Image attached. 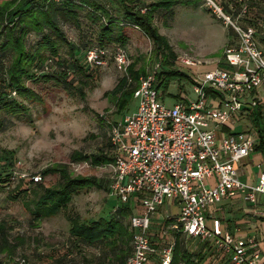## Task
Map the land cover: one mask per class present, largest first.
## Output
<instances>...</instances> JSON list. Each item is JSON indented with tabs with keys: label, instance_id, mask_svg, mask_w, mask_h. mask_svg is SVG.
<instances>
[{
	"label": "trees",
	"instance_id": "1",
	"mask_svg": "<svg viewBox=\"0 0 264 264\" xmlns=\"http://www.w3.org/2000/svg\"><path fill=\"white\" fill-rule=\"evenodd\" d=\"M195 1L0 0V129H5L12 118L32 125L30 106L26 102L33 105L42 103L47 88H58L67 95L77 94L83 98L82 90L91 79L97 78L98 71L107 67L109 62L122 77L105 95L113 100L116 115L129 111L139 78L147 74L145 67H137V60L130 62L125 50L131 30L142 34L153 47L152 56L161 67L154 75L157 92L160 88H168L170 77H185L193 81L188 73L165 69V65L175 64V55L166 37L160 34L155 20L161 17L166 21L172 18L173 7L178 4L187 6ZM248 1L223 0L221 5L241 26L255 28L257 41L264 51V4L257 3V12H252L254 3ZM227 30L234 34L231 28ZM94 47L107 51L104 66L94 67L85 62L87 51ZM116 48L123 49L128 57L129 66L125 72L119 71L112 59ZM219 67L226 69L222 61ZM32 85L40 86L39 91ZM254 108L256 111L252 112ZM254 108L244 112L250 111L247 117L251 119L258 136L254 151L264 153V127L261 125L264 104ZM126 114L128 112L122 117ZM114 124L116 122L108 124L110 129ZM224 130L229 131L228 127ZM106 147L105 151L97 154L73 151L68 157L69 162L85 163L94 168L110 165L113 158L109 136ZM15 155L12 150L0 148V190L11 183ZM40 176L42 179L55 177L56 182L45 186L30 180L24 188L19 182L7 195L10 202H21L30 216L28 226L32 229H38L44 218L67 209L73 196L80 191L104 187L93 176L72 175L66 164L47 167L40 171ZM27 195L33 197L28 203L33 210L25 207ZM132 214L129 206L114 208L108 219L95 216L82 219L78 214H67V232L56 244L34 234L30 238V253L14 260L9 257L14 255L23 240L17 236L11 244L7 238V226L0 224V254L8 257V264H125L131 253L132 230L128 231L124 222ZM173 233L175 246L170 264H200L201 253H190L184 246L181 233Z\"/></svg>",
	"mask_w": 264,
	"mask_h": 264
},
{
	"label": "built area",
	"instance_id": "2",
	"mask_svg": "<svg viewBox=\"0 0 264 264\" xmlns=\"http://www.w3.org/2000/svg\"><path fill=\"white\" fill-rule=\"evenodd\" d=\"M197 1L234 32L236 44L226 46L220 58L226 69L217 67L198 74L194 69L199 61L186 56L177 59L179 65L192 70L193 97L182 96L167 106L158 99L154 86L158 63L151 73L139 78L133 93L138 101L136 110L110 129L113 162L109 196L122 206L137 205L130 217L131 253L125 264H149L152 256L156 257L155 264H170L173 232L210 239L215 255L231 264H264L258 242L222 234L217 220L212 230L204 223L209 206L236 194L253 207L259 196L264 198V170L253 185L243 183L237 172V164L255 152L256 130L231 132L239 112L264 104V51L255 28L243 27L232 19L221 5L223 0ZM106 54L105 48H91L85 62L104 66ZM112 59L119 71H126L129 60L123 49L116 48ZM225 127L229 131L222 134ZM212 177L216 182L210 187L207 181ZM31 180L38 183L41 176ZM167 200L174 201L179 212L170 223L172 234L162 230L159 244H153L149 238L151 218Z\"/></svg>",
	"mask_w": 264,
	"mask_h": 264
},
{
	"label": "rangeland",
	"instance_id": "3",
	"mask_svg": "<svg viewBox=\"0 0 264 264\" xmlns=\"http://www.w3.org/2000/svg\"><path fill=\"white\" fill-rule=\"evenodd\" d=\"M248 2L254 3L252 12H257L255 7L257 3L264 4V0H249ZM155 24L160 34L166 37L175 55V64L165 65L166 70L189 74L188 68L177 63V59L181 56L188 55L203 63L214 62L212 57L218 55L214 56L215 52L219 51L220 57L226 46L236 44L234 34L232 41L230 39L229 42L226 41L227 27L199 1L187 6L176 5L173 7L172 18L164 21L161 17H156ZM259 30L261 31L260 28ZM233 35L230 34V37L233 38ZM128 39L125 50L130 62L137 60V67H145L147 74L151 73L158 61L152 56L153 47L149 40L135 30L128 32ZM97 75V78L91 79L89 85L82 90L83 98L77 94L67 95L58 88L54 90L47 88L42 103L33 105L26 102L30 106L32 125L24 120L12 118L5 129H0V148L12 150L16 154L11 183L6 189L0 190V224L7 226V238L11 244L15 242L17 236L23 240L14 255L9 257L13 260L20 255L25 256L30 253V238L34 234L43 237L44 241L48 239L50 243L56 244L67 232L69 226L66 220L67 214H78L82 219L93 216L108 219L115 207H122L118 199L109 196L108 185L112 174L110 165L94 168L85 163L70 164L68 159L73 151L85 154L105 151L110 133L108 124L119 122L123 114L136 110L138 101L132 99L128 106L129 111L116 115L113 100L105 95L122 77V74L114 69L112 62L98 71ZM190 75L193 77L192 73ZM168 80V88L158 90V99L165 105L170 106L174 102L172 97L166 95L167 93L173 95L186 92L188 98L193 97L192 83L189 79L170 77ZM39 87L32 85L36 91H39ZM255 111L256 108L252 109V112ZM249 113L250 111L239 112L236 115L231 132L245 133L253 128L251 119L247 117ZM261 125L264 127V118H262ZM54 164L68 165L74 176H93L98 181L100 180L104 187L80 191L73 196L67 209L50 218H44L40 221L38 229H32L28 226L30 221L28 212L20 201L10 202L7 199L8 192L19 182L24 188L33 176H40L41 170ZM55 182V177H46L41 178L38 183L49 186ZM27 199L25 207L33 210L31 204H28L33 197L29 195ZM221 215L223 216L224 212ZM128 220L129 218L124 222L126 226H128ZM0 260L1 264L9 263H6L8 257L5 254H0Z\"/></svg>",
	"mask_w": 264,
	"mask_h": 264
},
{
	"label": "crops",
	"instance_id": "4",
	"mask_svg": "<svg viewBox=\"0 0 264 264\" xmlns=\"http://www.w3.org/2000/svg\"><path fill=\"white\" fill-rule=\"evenodd\" d=\"M151 0H144V2H149ZM228 32L226 41L229 39L232 41L234 39L230 37ZM213 53V52H212ZM215 54H218L215 56ZM219 51L214 53V62H201L193 57L186 55V57L193 60L199 61L200 65L198 68L194 69L198 74H203L208 71H212L219 67L220 62ZM183 57V56H181ZM192 72V70H189ZM191 81V80H189ZM192 83V81H191ZM192 92V90H191ZM172 97L173 101L176 102L178 99H182V96H186V92H180V94H166ZM173 102V103H174ZM132 113V111L130 112ZM128 113V114H130ZM264 114V113H263ZM127 115V114H126ZM224 129L221 133H226ZM258 143V141H257ZM264 170V153L257 151L251 154L248 158L242 160L237 164V172L239 179L248 185H253L257 182L258 176L261 171ZM215 178L212 177L207 181L208 186L213 187L215 185ZM134 211L137 208L136 204L129 206ZM116 208V207H115ZM264 211V198L259 196L256 206H251L245 202L241 194H236V196L230 200H222L221 202L209 206L204 212V223L205 227L209 230L213 228V221L217 220L220 223V230L222 234H231L235 238L241 240L253 239L259 243V249L261 254L264 256V216L262 215ZM179 207L174 201H165L163 206H161L158 211L152 216L149 228V238L153 244H159L158 235L162 230H166L167 234H172L170 230V223L174 217L178 215ZM224 212L222 216L221 213ZM132 216V215H131ZM130 216V217H131ZM128 231L131 232L130 218L128 220V226H124ZM184 239V246L190 253H201L200 264H231L227 258H219L215 255L213 250L212 241L210 239L198 240L193 238H188L181 234ZM189 241L191 242L189 244ZM192 244V245H191ZM194 245V248H193ZM192 246V248H191ZM128 259V258H127ZM156 257L152 256L149 264H155Z\"/></svg>",
	"mask_w": 264,
	"mask_h": 264
},
{
	"label": "water",
	"instance_id": "5",
	"mask_svg": "<svg viewBox=\"0 0 264 264\" xmlns=\"http://www.w3.org/2000/svg\"><path fill=\"white\" fill-rule=\"evenodd\" d=\"M242 109H248V108L241 107V110H242Z\"/></svg>",
	"mask_w": 264,
	"mask_h": 264
}]
</instances>
